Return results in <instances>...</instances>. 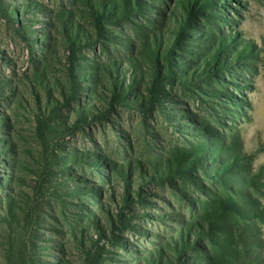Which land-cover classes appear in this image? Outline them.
<instances>
[{
	"label": "rangeland",
	"instance_id": "374dc122",
	"mask_svg": "<svg viewBox=\"0 0 264 264\" xmlns=\"http://www.w3.org/2000/svg\"><path fill=\"white\" fill-rule=\"evenodd\" d=\"M86 1L0 0V264H149L156 249L177 257L169 244L181 228L196 246L174 264L208 255V264H250L232 238L240 220L264 245V0H88L108 16L100 31ZM192 5L203 7L185 29L163 106H109L118 78L128 98H146L154 67L145 42L154 49L156 37L165 48ZM220 32L228 36L215 63L207 55ZM198 142L208 146L194 167L162 182L144 177L151 165L166 174V160L174 166ZM234 152L241 170L224 187L214 176ZM227 197L262 217L240 216ZM23 203L27 215L18 214ZM79 227L85 235L75 239ZM215 234L226 239L224 258Z\"/></svg>",
	"mask_w": 264,
	"mask_h": 264
},
{
	"label": "trees",
	"instance_id": "16d2710c",
	"mask_svg": "<svg viewBox=\"0 0 264 264\" xmlns=\"http://www.w3.org/2000/svg\"><path fill=\"white\" fill-rule=\"evenodd\" d=\"M196 1V0H194ZM206 1V0H205ZM88 3L89 6V10H90V14L93 18L94 21V25L96 27V29H98V31H100V29L102 28V20L108 18L107 15H105L104 12H100L99 10L94 9L92 6L89 5V1H86ZM134 2H137V6L141 7V1L140 0H134ZM187 4L189 3V0H186ZM201 3H199L200 5ZM182 6V3L180 2V4ZM195 7L194 5H192L190 8H186L185 12V16L184 18H182L180 20V22L177 23V25L173 28V30L171 31V39L168 40V42L166 43V47L165 48H161V44L160 41L156 38L153 37L152 39V43H154V49H151L149 46V42L146 41L145 42V55L146 57L152 61L151 63L153 64V69L152 72L153 74L150 75L151 79L149 80V86L148 88H146L147 92H146V98H144L142 95H135V96H131L130 98H128L127 96V89L124 88V86L122 85V83L120 82L119 78L115 81L113 80V84H112V96L110 97V100H108L109 106L113 105V102H119V103H123L122 100L124 101H134L135 105H140V106H145V104H148V106H153V105H162V99L166 96V93L164 91V88L162 87L165 83H169V84H173L176 83L175 77H176V69L177 68V61H176V57H177V51L181 50L180 45H183L182 42L184 41H188L190 39L189 34L186 33L185 29L187 27H189L190 22L193 20L194 15L196 12L199 11V9H202L200 6L199 7ZM177 22V20H176ZM219 23H215V32H218L219 30ZM222 33L220 32V35ZM100 36V35H99ZM227 34L225 35H221V39H220V44L218 47L214 48V50H212V46H209V55H207L209 58L211 57L212 61H214L215 63H217V59L220 58V51L222 50L223 46L225 45V41L224 38H227ZM74 39V40H73ZM77 39V37H71L69 38L70 40V44H74V41ZM161 50H163V52H161ZM212 50V51H211ZM222 55V54H221ZM232 59V56H224L223 58H221L222 62H229ZM130 67L129 69L131 70L130 73H132L133 77L134 75H136V70L139 69L137 67V62L135 60H130ZM200 64L203 65L202 68V72L206 73L207 71H209V60L207 58L204 57L203 55V60L201 62H199ZM198 63V64H199ZM221 64V62H219ZM73 64V63H72ZM218 65V64H216ZM199 68V67H198ZM200 72V71H199ZM201 73V72H200ZM139 76H136V78H138ZM134 79V78H133ZM131 85H133L134 81H129ZM187 82H191L190 79H184V80H179L177 83H179L180 85H185ZM76 83V81H75ZM77 85V83H76ZM76 93V88H73V96ZM78 113H80V111H78ZM90 113V112H88ZM93 115V113H90ZM96 117V116H94ZM179 117V116H178ZM84 118V117H83ZM49 131H52L51 128H46ZM200 130H207L210 131L207 126H203L200 128ZM208 146V142H198L195 145L192 146L191 150H189V152L186 153H181L179 154V158H177L175 165L172 166L169 162V160L167 161V166L165 167L166 169V174H163L162 171H158L155 168V165L152 166L151 165V170L145 169V167H143V174L144 177H147L148 179H150L151 181H155V182H162L163 178L166 176L171 175V173L173 171H178L183 173L187 167H194V164L197 163L198 159L202 157V154L204 153L205 148ZM217 148H220L221 146H223L222 144L217 145ZM190 153V154H189ZM240 156V153H236L234 152V154L232 155V157L230 156V159H224L222 161L221 164V168H218V172L215 174L216 176H214L216 179H219L220 181L222 180L225 183H222L224 187H227L229 182L232 180V178H228L227 175H230L232 173H234L235 171H239L241 169H237L236 167V160L238 159V157ZM100 162V161H99ZM98 163V162H97ZM107 167H111V164L106 163ZM157 167V166H156ZM182 167V168H181ZM241 168V167H240ZM99 169V167H98ZM177 169V170H176ZM100 172V174H102L101 170H98ZM121 174V177H123V179H125L126 177L128 178L127 175H125L123 168L120 170L119 172ZM222 175H226L227 177L222 178ZM218 176V177H217ZM103 178H106L108 176H102ZM240 179L245 182V179L248 181L250 180L251 183H254L253 180L250 177H246L242 176L240 177ZM8 181V179H7ZM221 181V182H222ZM87 189V188H84ZM83 189V190H84ZM92 189V188H90ZM94 189V188H93ZM9 198V197H7ZM129 196L126 197V199L128 200ZM227 202V205H231V209L238 211L239 215L242 217H247L249 218L251 221L252 219H258L260 217H262L260 211H256V212H248L246 210H241L239 208L236 207L237 203L235 202L234 199H232L231 197H227L225 199ZM24 206H20L18 208L19 213L18 214H25L27 215V212L29 209L28 204L27 203H23ZM123 207H127L126 203L124 202L123 205L121 206V208L118 210V215H119V222L122 224L124 221L123 214H122V210ZM242 217H238V218H242ZM89 219L94 220V216L91 215V217H89ZM78 218H75V220H73L71 222V226L74 227L76 225V223L78 222ZM239 220V219H238ZM237 220V221H238ZM210 222H208V226L209 228H211L210 224L212 225L213 222H211V220H209ZM240 220L237 222L238 224L236 225L235 228V232L233 233L234 238L233 241L235 242V245L239 246L242 248V252L244 253V256L249 259L250 264H264V245L262 243H260L259 240H257L256 238L253 237L252 234L249 233L248 231V226L244 223H239ZM210 223V224H209ZM188 226H190L188 224ZM185 229L181 228L179 230V239L171 237V243L169 244L171 245L172 248H174L175 252L178 254L177 257H171L169 254H163L161 252L160 249H156L153 258L150 257L149 259V264H174V259L178 261H180V253L181 250H183L187 245H191V246H196V240H191L188 233L184 231ZM197 230H201L199 229V227L197 228ZM194 233L196 230H193ZM79 233L82 237L83 235H85L83 228L79 227L75 230L72 231V235L73 237L76 239V234ZM198 233H196L197 235ZM186 235V237H185ZM213 239V238H211ZM214 243L218 246L217 250L218 253L220 255L221 258L225 257V240H222L221 236H219L218 234L214 235ZM79 243L82 244L80 242V239H78ZM191 244H188V243ZM96 245V244H95ZM94 248L95 246H90L89 248L85 249V260L90 263V260L93 258L94 256ZM202 260H204V264H208L210 262L209 259L210 256H203L201 257ZM151 260H153L151 262ZM211 263V262H210Z\"/></svg>",
	"mask_w": 264,
	"mask_h": 264
}]
</instances>
